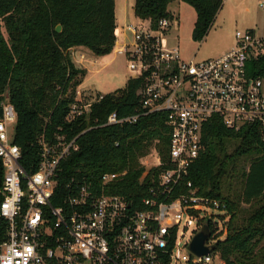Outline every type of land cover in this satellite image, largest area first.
<instances>
[{
  "label": "built area",
  "instance_id": "built-area-1",
  "mask_svg": "<svg viewBox=\"0 0 264 264\" xmlns=\"http://www.w3.org/2000/svg\"><path fill=\"white\" fill-rule=\"evenodd\" d=\"M177 27L173 15L156 25L136 17L114 31V53L126 58L129 80H141L140 108L127 118L112 113L104 126L136 124L141 116L154 113L167 115L168 168L153 180L141 209L108 193L126 173H104L98 182L84 175L72 177L59 189L60 164L79 150L78 137L69 141L57 133L52 143L42 138L38 168L27 171L13 142L17 113L6 96L0 118V264L221 261L216 248L201 257L189 249L205 226L210 231L206 246L215 247L229 221L226 202L201 195L190 171L205 151L203 128L214 117L230 129L255 125L264 142V78L248 71L249 63L264 54V35L238 30L230 51L197 62L196 56L183 60L179 46L171 43ZM104 96L77 93L66 121L88 116ZM142 164L159 167L158 151L152 149Z\"/></svg>",
  "mask_w": 264,
  "mask_h": 264
},
{
  "label": "trees",
  "instance_id": "trees-1",
  "mask_svg": "<svg viewBox=\"0 0 264 264\" xmlns=\"http://www.w3.org/2000/svg\"><path fill=\"white\" fill-rule=\"evenodd\" d=\"M175 1L195 10L192 38L201 42L223 0H135L134 15L156 25L172 16L169 7ZM116 26L115 0H0V118L8 96L17 113L13 142L27 171L38 168L42 138L52 143L57 133L69 141L78 137L79 150L60 164L59 189L72 177L98 182L104 173H126L108 193L141 209L153 180L168 168L167 115L104 126L112 113L127 118L139 111L141 80H129L124 89L106 94L79 121H66L87 75L72 62L70 50L86 48L98 57L112 53ZM248 71L264 78V54L249 63ZM92 125L97 127L89 130ZM202 142L205 151L193 164L190 180L201 195L228 206L226 234L216 252L225 264H264V142L258 127L230 129L214 117L203 128ZM154 148L161 165L147 169L142 162ZM242 158L250 159L249 168H236Z\"/></svg>",
  "mask_w": 264,
  "mask_h": 264
},
{
  "label": "rangeland",
  "instance_id": "rangeland-1",
  "mask_svg": "<svg viewBox=\"0 0 264 264\" xmlns=\"http://www.w3.org/2000/svg\"><path fill=\"white\" fill-rule=\"evenodd\" d=\"M134 5L135 0H115V12L120 25L135 22ZM169 11L178 22V27L172 31L171 43L179 46L183 60L196 56L197 62H202L221 56L220 52L225 48L235 46V33L238 30H255L259 35H264V0H223V7L212 29L201 42L192 38L196 13L190 5L175 1L170 5ZM70 58L76 67L87 72L84 85L77 90L84 97L90 93L106 95L124 89L131 76L126 58L114 51L98 57L86 48H73L70 50ZM13 126L15 127L14 124ZM249 165L250 159L242 158L237 162L236 168H249ZM236 189L234 181L232 193ZM214 264L225 263L216 261Z\"/></svg>",
  "mask_w": 264,
  "mask_h": 264
},
{
  "label": "water",
  "instance_id": "water-1",
  "mask_svg": "<svg viewBox=\"0 0 264 264\" xmlns=\"http://www.w3.org/2000/svg\"><path fill=\"white\" fill-rule=\"evenodd\" d=\"M56 31L60 33L62 31V26L59 25L56 28ZM210 237V231L208 226H205L192 240L191 244L189 245V249L196 254L197 256L201 257L203 255H207L211 253L215 247L209 248L206 246V243Z\"/></svg>",
  "mask_w": 264,
  "mask_h": 264
},
{
  "label": "crops",
  "instance_id": "crops-1",
  "mask_svg": "<svg viewBox=\"0 0 264 264\" xmlns=\"http://www.w3.org/2000/svg\"><path fill=\"white\" fill-rule=\"evenodd\" d=\"M115 15H116V24H117L118 26H124L125 24H127V22H125L123 25H120V24L118 23V16H117V13H116V12H115ZM135 19H136V16H135ZM232 48H233V47H232ZM232 48H225L223 51L220 52L221 55H223V54H225L226 52L230 51ZM94 62H97V61L95 60ZM88 74H89V70H88ZM86 76H88V75H86ZM86 78H87V77H86ZM84 82H85V80H84ZM84 82H83L82 85L79 87L80 89H81L82 86L84 85Z\"/></svg>",
  "mask_w": 264,
  "mask_h": 264
}]
</instances>
